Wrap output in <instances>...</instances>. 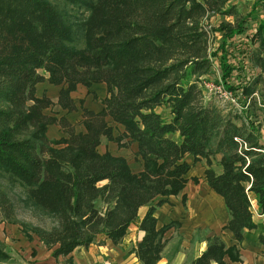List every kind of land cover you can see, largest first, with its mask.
Returning <instances> with one entry per match:
<instances>
[{
    "label": "trees",
    "instance_id": "obj_1",
    "mask_svg": "<svg viewBox=\"0 0 264 264\" xmlns=\"http://www.w3.org/2000/svg\"><path fill=\"white\" fill-rule=\"evenodd\" d=\"M258 5L262 18L246 35L257 46L249 51L242 48L247 42L234 43L247 16L205 24L213 14H234L231 0H0V180L22 185L24 204L48 212L56 225L17 220L1 182L0 222L21 225L29 240L37 235L57 258L99 238L116 244L139 221L144 235L134 251L143 264H157L166 232L180 222L160 225L156 211L186 187L191 156L205 159L204 178L229 215L223 228L237 243L209 235L189 264H243L239 244L260 225L254 200L264 212V144L261 122L253 118L264 110V0ZM74 6L88 15L76 21ZM215 31L223 34L212 49ZM234 50L260 71L238 64ZM215 64L217 83L237 96L241 111L207 98L202 79ZM44 82L59 86L62 109L82 108L85 130L77 131L65 114L47 112L55 102L38 94ZM98 83L106 84L103 108L90 109L84 99L78 105L72 92ZM53 124L64 132L60 138L49 136ZM103 137L119 148L135 145L142 169L124 155L102 152ZM218 153L221 171L214 168ZM258 239L264 244L263 232ZM10 258L0 240V261Z\"/></svg>",
    "mask_w": 264,
    "mask_h": 264
},
{
    "label": "rangeland",
    "instance_id": "obj_2",
    "mask_svg": "<svg viewBox=\"0 0 264 264\" xmlns=\"http://www.w3.org/2000/svg\"><path fill=\"white\" fill-rule=\"evenodd\" d=\"M256 0H231V4L235 6L236 12L234 14H223L216 13L211 15L207 20H205V24L207 28L211 27H219L222 24H226L227 22H235L236 18L241 19L242 17H248V20L245 23V31L242 34L237 35L234 38V43H245L243 45V49L251 51L253 48L257 46V43L253 42L251 39L246 37L247 33L252 34L255 32L260 19L262 18V9L261 6L258 5L255 8ZM255 8V9H254ZM73 12L75 13L74 19L76 21L79 18H85L88 15V11L85 8H78L74 6ZM223 31H215L211 37V47L214 49L221 42ZM235 55L237 56L238 64H245L248 62V67L250 73H258L260 69L255 67L251 62L248 61V58L245 60L242 59V53L234 50ZM246 68V69H247ZM221 70L217 64L214 66V72L211 73L210 77L202 79V83L205 85V94L207 98L214 99L220 106L225 108V110L237 109L239 111L242 110L241 105L239 104L237 96L233 93L225 90L218 89L219 84L217 80L220 78ZM59 90V86H52L48 82L39 83L37 85L38 94H42L44 92H49L51 96H55L57 91ZM106 89L103 87L101 83L94 84L91 87L80 86L79 89L75 92V97L77 99L78 104L80 105V100L84 99L85 102L88 101L90 105H97L99 101H101L106 96ZM258 96L257 93H255ZM239 96H242L239 94ZM242 98H244L242 96ZM245 99V98H244ZM95 100V101H94ZM159 111L166 114L167 108H160ZM48 113H58L59 107L53 105L51 108L47 110ZM80 110L72 112L69 114V121L74 123L76 130L80 131L83 128L81 118H80ZM256 117L259 122H261V133H262V141L264 140V110L258 109L256 111ZM255 116V115H254ZM61 130L59 125H53L50 127V131L48 132L51 138H60L64 132ZM117 132V131H116ZM177 137V136H176ZM175 137V138H176ZM108 150L111 152H115L116 154H121L127 157L129 163L133 167V169L137 170L140 168L141 162L136 159L135 150L136 146L132 145L130 148H119L116 143L110 141H104L101 145V150ZM188 160L193 163V167L188 174V182L184 190L177 196H172V202H169L166 205L172 214H174V220H178L180 225L175 228L176 233L173 235L175 242L180 238L183 239V234L192 235V243L194 244L197 240L205 238L210 234L214 233V230L221 226V230L227 232L228 230L223 228L225 212L220 207L217 199V193L215 194L211 188L208 186L205 178H204V169L206 166L205 159H201L200 161L193 162V158L191 156L188 157ZM217 161L216 157L215 160ZM214 165L215 162H214ZM219 167H221L219 165ZM198 177V182H194L193 177ZM3 188L8 192L11 200L15 205V214L17 220L20 222H27L31 225H39L44 228H51L56 225L55 218L50 215L48 212L43 211L35 206L25 205V197L26 192L22 185L18 183H12L5 179L0 180ZM183 194H186V201L183 202ZM219 195V194H218ZM216 206V207H215ZM213 207L216 209L213 210ZM2 218V213L0 209V219ZM11 225L15 226L13 228L16 229V233H21L24 235L21 225L9 223L7 221L0 222V231L6 234V240L9 239V245H6L9 249V246H12L14 249L20 244L19 238L15 236H10L7 233V229ZM14 230V229H13ZM12 230V232H13ZM209 234V235H207ZM25 238H27L25 236ZM226 238V237H225ZM28 239V238H27ZM168 239V238H167ZM227 239V238H226ZM29 240V239H28ZM226 241V240H225ZM227 243V242H226ZM18 248V247H17ZM246 256V255H245Z\"/></svg>",
    "mask_w": 264,
    "mask_h": 264
},
{
    "label": "crops",
    "instance_id": "obj_3",
    "mask_svg": "<svg viewBox=\"0 0 264 264\" xmlns=\"http://www.w3.org/2000/svg\"><path fill=\"white\" fill-rule=\"evenodd\" d=\"M101 84L106 89V84L105 83H101ZM52 86H55V85H52ZM80 86L82 85H79L78 89ZM58 91L55 94V96H51L49 92H47V94L54 100L55 102L54 105L56 107H59L60 112L58 115L61 116L65 114L67 118L70 120L71 118H69V114L72 112H67L66 110L62 109L57 104ZM76 91L72 92V96L77 101L75 97ZM85 103H86L85 104L86 107L93 109L95 111H99L103 108L102 100L97 102L98 104L96 106L88 104V101H86ZM79 110H80L79 112L80 118L82 119V108L79 107ZM50 127H49L48 132L50 131ZM80 130H85L84 126ZM63 135L64 134H62L61 136ZM170 135L172 137H176L178 133L170 134ZM105 140L108 141L105 137H103L101 145L104 143ZM261 142L264 144V140L262 141V137H261ZM101 145L99 147L100 150H101ZM104 151L106 150L104 149ZM113 153L116 154L115 152ZM220 158H221V154L218 153L216 155L217 161H214L216 164L214 165V168L217 171H221V167H219ZM141 169L142 167L140 165V168L137 169L136 171H139ZM171 197L172 196L169 197L170 202L173 201ZM217 199H218V203L220 207L225 212V218L223 222V224L225 225L228 221L229 215L225 207L223 197L217 194ZM167 204L168 203H165L164 205L160 206L156 211V215L158 217L160 225L164 223H168L174 220L175 218L174 214H172L173 212H171L168 208H166ZM215 207H213V210L216 209ZM147 209H148L147 206H143L140 208L139 210L140 219L145 215ZM253 210L255 213L254 219L260 225L256 229L249 231L248 236L239 244V246L241 250L243 264H264V244L261 243L260 240L258 239L259 234L262 232L264 233V216L261 215V212L258 210L257 200L253 201ZM138 224H139V221L132 223L126 235L122 238L120 242L116 244H114L109 239H106L105 242L100 243L99 242L100 238H99L97 242L90 244L88 247L79 246L75 248L73 252H71L69 255L67 256L60 255L57 258L53 256L52 254L54 248H48L39 239L37 235L34 234L33 239L28 240L27 238H25V236H23L21 231L19 233H16V229L13 228L15 226L11 225L9 228H6L7 233L10 236H15L19 238L20 244L17 246L18 248L16 247L14 249L12 246H9V249H8L6 245H9V242H8L9 239L6 240L7 235L4 234L3 232L4 230L2 228V232L0 231V240L4 242L6 251L9 253L11 258L5 261H0V264H68L67 262L68 258H71L72 264H143L139 260V258L137 257L134 251V248L137 242L140 239H142L144 235V232L139 229ZM220 227L221 226L215 229L214 233L220 234L224 238V240H226L228 245L237 243V241L233 238L229 230L224 233V231H222ZM175 233H176L175 228H171L170 230L166 232L165 238H168V241L162 252V257L157 264H189L190 261L193 258H196L205 249L207 245L206 237L197 240L193 244L192 235H185V234H183V239L180 238L173 245V243L175 242L173 235ZM34 250H35V254H33Z\"/></svg>",
    "mask_w": 264,
    "mask_h": 264
},
{
    "label": "built area",
    "instance_id": "obj_4",
    "mask_svg": "<svg viewBox=\"0 0 264 264\" xmlns=\"http://www.w3.org/2000/svg\"><path fill=\"white\" fill-rule=\"evenodd\" d=\"M218 89H220V90H225L224 88H223V86H221V85H219L218 86ZM226 91V90H225ZM261 215H263L264 216V212L263 213H261Z\"/></svg>",
    "mask_w": 264,
    "mask_h": 264
}]
</instances>
